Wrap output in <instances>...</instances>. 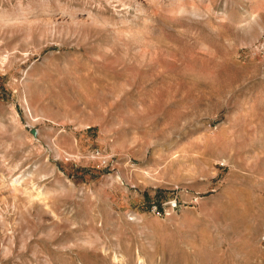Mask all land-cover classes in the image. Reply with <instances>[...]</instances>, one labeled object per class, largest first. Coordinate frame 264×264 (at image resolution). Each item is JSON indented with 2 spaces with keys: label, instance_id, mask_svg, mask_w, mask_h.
Returning <instances> with one entry per match:
<instances>
[{
  "label": "rangeland",
  "instance_id": "rangeland-1",
  "mask_svg": "<svg viewBox=\"0 0 264 264\" xmlns=\"http://www.w3.org/2000/svg\"><path fill=\"white\" fill-rule=\"evenodd\" d=\"M256 7L0 0V264H264Z\"/></svg>",
  "mask_w": 264,
  "mask_h": 264
},
{
  "label": "bare ground",
  "instance_id": "bare-ground-1",
  "mask_svg": "<svg viewBox=\"0 0 264 264\" xmlns=\"http://www.w3.org/2000/svg\"><path fill=\"white\" fill-rule=\"evenodd\" d=\"M136 4V9L140 11L141 14L152 16L156 14L158 9L166 10L170 14H186L193 15L194 17H216L217 12L214 10V0H129ZM251 6L257 5L259 0H245ZM166 7V8H163ZM163 8V9H162ZM257 8V7H256ZM26 11L23 15L24 22L26 26L31 25V21L27 20V17L30 15ZM70 15H72L70 13ZM219 17V16H218ZM223 19L224 17H220ZM26 20V21H25ZM93 20V17L90 13L85 14L81 19L74 21L75 25L85 26L90 21ZM22 22V21H21ZM24 25V24H23ZM3 65V59H0V69Z\"/></svg>",
  "mask_w": 264,
  "mask_h": 264
}]
</instances>
